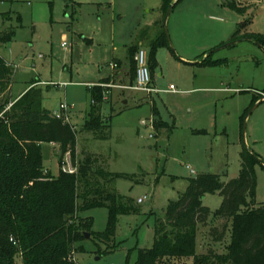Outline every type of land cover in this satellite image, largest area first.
Listing matches in <instances>:
<instances>
[{
  "label": "rangeland",
  "instance_id": "obj_1",
  "mask_svg": "<svg viewBox=\"0 0 264 264\" xmlns=\"http://www.w3.org/2000/svg\"><path fill=\"white\" fill-rule=\"evenodd\" d=\"M175 1L166 21L168 46L156 50L157 65L150 70L156 91L143 92L128 88L132 85L123 84L121 75L128 47L141 41L139 49L148 57L151 42L161 35L163 0H0V33H14L0 44V55L13 66L10 90L3 97L14 101L35 85L42 108L53 112L65 104L62 118L77 130L76 159L95 155L98 166L121 175L113 189L136 209L117 216L108 242L91 233L105 231L107 208L80 212L79 218L92 224L83 230L89 237L68 254L74 264H134L138 248L153 244L156 219L189 178L213 173L227 181L238 176L243 146L261 160L254 166V202H264V100L256 107L257 101L252 103L253 96H264V47L240 38L215 51L230 41L242 21L247 24L239 35L264 38V0H229L244 5L245 13L229 8L227 0ZM115 60L120 66L116 62L113 69ZM111 75L100 86L109 135L97 139L82 128L91 87ZM155 118L164 125L155 126ZM41 153L43 168L57 176L59 146L42 143ZM64 159L71 162L68 154ZM221 202L218 193L203 198L213 213L197 228L196 253L227 249L231 222L214 218ZM223 226L225 236L215 244L209 230ZM15 262L22 264L19 254ZM158 264H192V258H164Z\"/></svg>",
  "mask_w": 264,
  "mask_h": 264
},
{
  "label": "trees",
  "instance_id": "obj_2",
  "mask_svg": "<svg viewBox=\"0 0 264 264\" xmlns=\"http://www.w3.org/2000/svg\"><path fill=\"white\" fill-rule=\"evenodd\" d=\"M173 1L163 0L164 15ZM226 5L239 13L246 12L233 1L227 0ZM246 24L247 20L242 21L229 40L248 38L264 47L263 37L248 33L239 35ZM13 34L12 30L1 32L0 44L10 41ZM162 46H168L163 29L151 42L150 70L156 67L155 53ZM136 50L137 46H132L128 51L132 82L137 69ZM12 75V64L0 55V264H16L18 254L22 264H74L68 261V254L75 243L86 238L83 230L89 231L92 224L90 219L79 218L80 212L95 207L107 208L105 231L91 233L108 242L114 235L117 216L136 209L131 200L113 189L114 179L121 175L98 166L99 159L95 155L83 153L80 160L76 159L77 130L62 117L42 108L35 85L14 101L8 95L3 97L10 88ZM103 97L100 86L91 87L90 108L82 128L97 139H106L109 135L110 125L101 113ZM257 100L254 97L252 103ZM153 114L158 115L155 106ZM154 120L155 126L164 125L159 119ZM42 143L58 144L60 165L69 154L76 172L67 173L60 168L59 174L52 176L43 168ZM240 159L239 175L227 181L213 173L189 178L185 190L176 200L170 201L163 215L156 219L153 244L138 248L134 264H158L164 258L185 257L192 258V264H264V202H254V166L261 160L245 146ZM214 193L222 197L214 218L231 222L229 244L221 253H196L197 228L213 213L202 201L207 194ZM209 235L214 243H220L225 236V226L221 231L211 227Z\"/></svg>",
  "mask_w": 264,
  "mask_h": 264
},
{
  "label": "built area",
  "instance_id": "obj_3",
  "mask_svg": "<svg viewBox=\"0 0 264 264\" xmlns=\"http://www.w3.org/2000/svg\"><path fill=\"white\" fill-rule=\"evenodd\" d=\"M240 1H246V0H240ZM65 45V43H63ZM134 59L136 61L137 69H136V75H135V82L134 85L128 87L131 89L143 91V92H152L156 91L153 87L150 86L151 83V73L150 69L148 67V61L146 57V52L142 49H139ZM113 67L116 66V64L112 65ZM170 89H172V85H170ZM67 106L63 103L60 104L58 111L54 112L53 114L57 117H64L62 115V112L65 111ZM67 121V119H65ZM69 155V154H68ZM61 170L63 172L67 173H74L76 172V167L72 165V163L69 160H65L61 166ZM143 199H138V202H142Z\"/></svg>",
  "mask_w": 264,
  "mask_h": 264
},
{
  "label": "crops",
  "instance_id": "obj_4",
  "mask_svg": "<svg viewBox=\"0 0 264 264\" xmlns=\"http://www.w3.org/2000/svg\"><path fill=\"white\" fill-rule=\"evenodd\" d=\"M241 2H244V1H241ZM238 6H240V7H243L244 5H240V4H238ZM143 35H145V33L143 32V33H141V34H139L138 36H137V39H142V37H144ZM141 44V41H139V43H138V46H137V50L135 51V54H136V52L139 50V45ZM132 46H135V45H131V46H129L128 47V50H127V56H126V61H125V65H126V67H125V71H124V76H122L121 75V77H123L124 78V80H123V84H127V83H129V85L131 84V85H134V82H135V80L132 82L131 80H130V75H129V55H128V51H129V48L130 47H132ZM135 54H134V56H135ZM149 57V56H148ZM148 57H147V61H148ZM8 62V61H7ZM116 60L115 61H113L111 64L113 65V64H116ZM9 63V62H8ZM11 64V63H10ZM110 64V63H109ZM117 64L120 66V63H118L117 62ZM117 64H116V66H117ZM115 66V67H116ZM113 67V66H112ZM115 67H113V69L115 68ZM118 73H122V71L120 72V71H118L117 72V74ZM114 74H116V72H114L112 75H114ZM112 75L111 76H109V77H107V78H104L102 81H100V82H98V84H95V85H98V86H101L102 84H104V83H109L111 80H112ZM95 85H93V86H95ZM9 90H10V88H9ZM26 90H23L21 93H19L18 94V96H16L15 98H12V99H16V98H18L20 95H22L24 92H25ZM254 97H256V96H253V98ZM125 101V102H124ZM258 101V100H257ZM124 104H126V100H123L122 101ZM112 106V105H111ZM56 111H58V109H56V110H54L52 113H54V112H56ZM50 144H52V145H58V144H55V143H50ZM41 146H42V144H41ZM47 170V169H46ZM220 222H221V220H220ZM215 244H217V243H215Z\"/></svg>",
  "mask_w": 264,
  "mask_h": 264
},
{
  "label": "water",
  "instance_id": "obj_5",
  "mask_svg": "<svg viewBox=\"0 0 264 264\" xmlns=\"http://www.w3.org/2000/svg\"><path fill=\"white\" fill-rule=\"evenodd\" d=\"M172 6H173V3H170L169 6H168V8H167V11H166V13H165V15H164V19H163V23H162V25H163V31H164V34H165V37H166L168 43H169V37H168V33H167V28H166V21H167V18H168V16H169V14H170V11H171V9H172ZM247 39H248V38H247ZM235 42H236V41H229L228 43H226V44H224V45L218 47L217 49H215V51L220 50V49H222V48H224V47H226V46H230V45L234 44ZM260 46H261V45H260ZM262 47H263V46H262ZM263 100H264V96H262L260 99H258V101H257V103L254 105V107H256V105L259 104V103H260L261 101H263ZM124 102H125V101H124ZM254 107H253V108H254ZM84 236H85L86 238H88V237H89V233H85V232H84Z\"/></svg>",
  "mask_w": 264,
  "mask_h": 264
}]
</instances>
